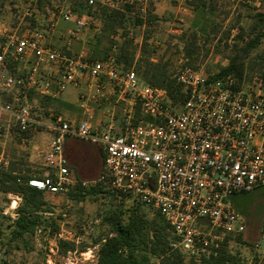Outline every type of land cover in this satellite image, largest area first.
Masks as SVG:
<instances>
[{
    "label": "built area",
    "instance_id": "obj_1",
    "mask_svg": "<svg viewBox=\"0 0 264 264\" xmlns=\"http://www.w3.org/2000/svg\"><path fill=\"white\" fill-rule=\"evenodd\" d=\"M77 1L85 9H75ZM144 1L59 0L47 23L36 20L34 28L25 26L35 18L31 8L19 12L13 26L0 15V171L11 165L4 148L12 129L32 136L28 141L46 130L52 137L45 158L51 172L30 177L28 185L66 195L77 184L64 157L66 140L95 145L103 154L98 183L128 207L159 215L169 226L172 247L198 259L226 236L245 234L246 221L230 198L264 187V86L258 70H247L239 83L183 66L175 80L186 100L176 102L134 67L124 69L115 54L95 58L86 44L89 34L103 32L101 9L141 5L145 14ZM60 26L71 29L61 32ZM59 37L62 45L54 42ZM77 42L82 46L75 50ZM70 85L80 92L83 109L95 105L107 121L94 126L63 116L45 120L41 101L61 98Z\"/></svg>",
    "mask_w": 264,
    "mask_h": 264
},
{
    "label": "rangeland",
    "instance_id": "obj_2",
    "mask_svg": "<svg viewBox=\"0 0 264 264\" xmlns=\"http://www.w3.org/2000/svg\"><path fill=\"white\" fill-rule=\"evenodd\" d=\"M58 1L0 0V15L7 25L13 26L18 23V13L31 8L35 18L30 19L25 26L32 27L36 20L44 26ZM144 4L147 9L145 14L139 11L141 5H121L120 10L126 11V19L123 27L115 33L102 32L97 37H93L92 33L88 35L86 47L96 58L116 54L120 48L127 47L134 55L133 67L141 68V73L151 63L165 66L167 76L173 79L190 62L205 75L212 76L228 65L234 43L243 44L241 39H237L239 32L244 38L264 32V0H145ZM74 7L85 9V5L80 2H76ZM127 7L131 9L127 10ZM68 29L71 27L60 26L61 32ZM63 41L60 37L54 39L57 45H62ZM144 43L147 45L146 52L143 49ZM81 46L77 42L74 49L78 50ZM188 47L194 51L192 58L186 56ZM263 53L264 40L249 58L258 60V56ZM78 95L79 91L70 85L61 98L42 100L44 119L67 115L63 103L73 101L77 105ZM28 137L12 129L11 134L5 138L4 150L11 165L21 175L44 177L51 172L45 158L50 152L52 137L46 130L37 133L31 141L26 139L32 136ZM83 144L92 145L86 142ZM34 145L39 146L41 155L39 161L30 163L29 157ZM82 169L74 170L72 177L77 176L75 179L78 181L68 194H44L49 212L42 214V224L36 233L22 239L12 237L14 222L18 217L17 209H11L15 197L0 192V264H98L100 245L111 234L104 220L108 213L120 208V201L105 193L77 192L75 189L79 183L84 184L82 180L89 182L100 177L94 165L85 168L83 172ZM97 184L98 181H95L82 186L92 190ZM235 197L250 205L255 201L262 202L247 217L242 214L245 213L242 209L240 215L246 222L264 217V187ZM22 202L21 198L20 204ZM249 222L251 226L252 221ZM78 236L81 237L80 242L76 239ZM225 239H228L231 254L243 264L251 261L252 264H264V248H257L258 239L246 240L244 236L235 235L226 236Z\"/></svg>",
    "mask_w": 264,
    "mask_h": 264
},
{
    "label": "trees",
    "instance_id": "obj_3",
    "mask_svg": "<svg viewBox=\"0 0 264 264\" xmlns=\"http://www.w3.org/2000/svg\"><path fill=\"white\" fill-rule=\"evenodd\" d=\"M77 2L84 4L82 1ZM129 9L131 8L127 7V10ZM100 18L103 22V33H115L116 30L123 27L126 11L104 7L101 9ZM139 22L143 23L142 21ZM32 27H36V23ZM237 37L238 40L243 41V44L234 43L228 65L218 72L217 77H233L241 83L247 70L249 72L258 70L261 72V81L264 86V53L258 56V60H250L249 58L250 54L264 40V32L248 38H244L239 32ZM146 47L147 45L144 43V52H146ZM186 52L187 58H192L193 49L188 47ZM115 56L124 69L134 66V55L127 47L120 48ZM189 65L195 68L190 62ZM165 68V66L149 63L142 73L141 68L136 69V71L147 84L155 88L166 89L174 101L184 102L186 95L182 86L176 82L175 78L170 79L167 76ZM175 92L178 96L175 95ZM29 179L30 177L21 175L13 165H10L7 171H0V192L15 194L23 200L17 207L18 217L14 222L12 232L14 239L34 235L37 228L42 224V214L49 212L46 208L47 203L44 201V194L31 188L28 185ZM82 185L79 183L75 190L83 194L105 193L118 200L101 183H98L96 188L92 190H87ZM119 207L121 209L111 211L104 220L110 227L111 234L100 245L98 264H155L153 261L157 264H243L229 251L228 239L222 242L218 248L210 247L208 254L202 255L198 259L190 258L187 260L180 251L172 247V234L169 226L159 215L149 216L142 207H126L123 201H120ZM123 208L126 210H122Z\"/></svg>",
    "mask_w": 264,
    "mask_h": 264
},
{
    "label": "crops",
    "instance_id": "obj_4",
    "mask_svg": "<svg viewBox=\"0 0 264 264\" xmlns=\"http://www.w3.org/2000/svg\"><path fill=\"white\" fill-rule=\"evenodd\" d=\"M80 93V92H79ZM79 97V95H78ZM63 109L65 110V112H67L68 114H64L63 117H65L68 120H71L72 122L75 123H80L82 121H89L91 122L94 126H98L101 123L107 121L108 116L105 114V112L98 108L95 105H91L90 106V110H85L81 107V104L78 100V104H74L73 101H69L67 103H63ZM62 106V105H61ZM74 111V112H72ZM77 138L74 137H69L66 140L65 146H64V157L66 158L67 162H68V167L71 173V177L72 174L74 172V170L76 168H83L81 170V172L84 171L85 168L90 167L91 165H94L96 167L97 172H99V176L101 175V171H102V167H103V154L102 152L99 150V148H94L93 145L88 146V144H83V142H80L78 140H76ZM95 146V145H94ZM46 149V147H45ZM40 148L37 145H34L32 150H31V155L29 157V162L30 163H34V161H39V157H40ZM45 151V150H44ZM31 176V175H30ZM34 177V176H33ZM77 177V176H75ZM75 177H72V179L76 180ZM32 178V177H31ZM99 179V177H98ZM82 180V179H81ZM80 180V181H81ZM78 181V180H76ZM96 180H91V181H85L82 180V182L84 184L86 183H91V182H95ZM12 196L15 197V199H13L12 202V210L17 209V207L20 205L21 202V198L12 194ZM236 196V195H235ZM233 196L231 199V204L233 206V208L239 213L243 212L242 209L244 210L245 213L242 214H246L245 216H249L250 214H252L256 207L258 205H260L262 202L260 201H255L253 203V205L248 204L246 201L243 202L242 199H240L239 197H235ZM17 201V202H16ZM16 202V205L14 204ZM15 205V206H13ZM264 217L259 220H247L246 222V232L243 235L244 238L246 240H250V239H259V235H260V229H261V224L263 221ZM252 221V225L250 226V222Z\"/></svg>",
    "mask_w": 264,
    "mask_h": 264
},
{
    "label": "bare ground",
    "instance_id": "obj_5",
    "mask_svg": "<svg viewBox=\"0 0 264 264\" xmlns=\"http://www.w3.org/2000/svg\"><path fill=\"white\" fill-rule=\"evenodd\" d=\"M17 202V201H16ZM16 202L14 203L15 205H16ZM15 205H13V206H15Z\"/></svg>",
    "mask_w": 264,
    "mask_h": 264
}]
</instances>
